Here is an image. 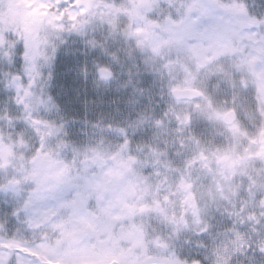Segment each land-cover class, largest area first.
<instances>
[{
  "label": "snow or ice",
  "instance_id": "snow-or-ice-1",
  "mask_svg": "<svg viewBox=\"0 0 264 264\" xmlns=\"http://www.w3.org/2000/svg\"><path fill=\"white\" fill-rule=\"evenodd\" d=\"M0 264H264V0H0Z\"/></svg>",
  "mask_w": 264,
  "mask_h": 264
}]
</instances>
